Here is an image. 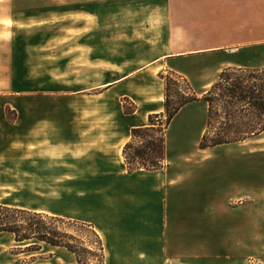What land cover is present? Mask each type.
<instances>
[{
	"label": "crops",
	"instance_id": "0c3cea01",
	"mask_svg": "<svg viewBox=\"0 0 264 264\" xmlns=\"http://www.w3.org/2000/svg\"><path fill=\"white\" fill-rule=\"evenodd\" d=\"M28 3L0 0V34L11 31L10 43L0 44V190L15 191L16 173H51L45 166L104 174L97 187L109 192L147 184L158 171L128 173L122 152L132 129L164 110L156 77L174 73L204 95L226 70L264 69V0ZM123 98L136 104L134 114ZM201 104L174 118L177 141L193 132L201 140L208 111ZM0 204L15 206L11 197Z\"/></svg>",
	"mask_w": 264,
	"mask_h": 264
},
{
	"label": "rangeland",
	"instance_id": "374dc122",
	"mask_svg": "<svg viewBox=\"0 0 264 264\" xmlns=\"http://www.w3.org/2000/svg\"><path fill=\"white\" fill-rule=\"evenodd\" d=\"M28 1L20 0L21 6H28ZM30 1L35 5L59 2ZM107 1L101 0V4L106 7ZM102 12V18H106L107 10ZM10 38L11 31L4 30L0 44L10 43ZM231 73L233 79H243L248 85H264V73L256 79L251 78L253 74ZM170 80L172 107L194 95L202 99L187 79L173 76ZM156 81L157 85L164 81L165 102L166 81L162 77H156ZM122 101L127 114L135 103L129 98ZM201 105L209 111L208 104L202 101ZM213 112L211 134L215 135L225 116ZM165 113V107L158 113L163 114L161 123L166 120ZM237 115L246 122L259 120L254 111L239 110ZM176 129L167 133L169 158L162 169L154 170L158 173L147 184H133L125 192H109L97 187L103 184L104 174L83 168L60 173L54 171L58 166H45L43 171L52 172L16 173L15 191L0 190V196L11 197L15 207L62 217L66 222L63 229L77 238L73 244L95 253L82 255V264H101L102 260L100 245L85 224L98 233L105 264H264V133L242 143L201 150L197 132L179 142ZM126 169L128 173L150 172ZM85 177L93 178L72 188V181ZM165 178L175 180L168 185ZM157 179L160 188L156 193ZM177 186L180 191L172 197L170 189ZM226 190L228 197L224 200ZM24 248L12 235H0V264H79L76 255L64 248L43 246L37 252Z\"/></svg>",
	"mask_w": 264,
	"mask_h": 264
},
{
	"label": "trees",
	"instance_id": "16d2710c",
	"mask_svg": "<svg viewBox=\"0 0 264 264\" xmlns=\"http://www.w3.org/2000/svg\"><path fill=\"white\" fill-rule=\"evenodd\" d=\"M231 72L253 74L251 78L256 79L258 74H263L264 69H230L224 71L211 89L199 99L194 95L190 99L171 106L170 86L174 73L167 76L161 74L166 81L165 86V109L166 120L161 123L159 119L163 114H152L149 117V126L134 128L131 131L132 140L124 148L126 164L131 170L146 169L149 171L160 170L167 160L166 139L167 133L174 118L180 110L187 104L202 100L208 104V119L206 130L199 142V149L208 150L216 147L232 145L245 142L264 133V85L253 83L248 85V81L243 79H233ZM162 80V79H161ZM164 82V81H163ZM217 116L225 118L220 122L217 133L212 135V118L214 111ZM254 111L259 119L256 122H249L239 119L237 111ZM137 106L133 104V109L127 114H134ZM160 122V123H159ZM245 133L244 136H234L231 133ZM142 140V141H141ZM141 141V145H136ZM65 220L56 215H48L37 211L27 210L15 206L0 204V235L9 234L19 245L25 246L26 252H37L43 246L52 248H64L75 254L79 264H82V255L95 256V253L82 248L73 243L77 238L67 234L62 224ZM90 231L96 242L100 245L101 264L104 263V248L102 241L92 225H84Z\"/></svg>",
	"mask_w": 264,
	"mask_h": 264
},
{
	"label": "bare ground",
	"instance_id": "6f19581e",
	"mask_svg": "<svg viewBox=\"0 0 264 264\" xmlns=\"http://www.w3.org/2000/svg\"><path fill=\"white\" fill-rule=\"evenodd\" d=\"M164 100H165L164 97H162V98H161V101H164Z\"/></svg>",
	"mask_w": 264,
	"mask_h": 264
}]
</instances>
